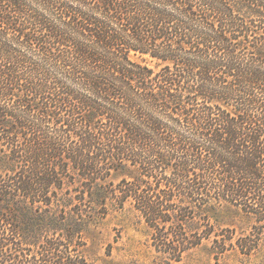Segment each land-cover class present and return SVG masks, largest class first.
I'll list each match as a JSON object with an SVG mask.
<instances>
[{"label":"trees","instance_id":"trees-1","mask_svg":"<svg viewBox=\"0 0 264 264\" xmlns=\"http://www.w3.org/2000/svg\"><path fill=\"white\" fill-rule=\"evenodd\" d=\"M127 205L174 261L264 228V0H0V264Z\"/></svg>","mask_w":264,"mask_h":264},{"label":"rangeland","instance_id":"rangeland-1","mask_svg":"<svg viewBox=\"0 0 264 264\" xmlns=\"http://www.w3.org/2000/svg\"><path fill=\"white\" fill-rule=\"evenodd\" d=\"M114 180L118 182L120 178L114 176ZM69 215L59 213L61 218H68ZM222 217L219 225L211 222L208 226V229L222 234L219 243L205 240L200 247L187 252L180 261L171 260L168 255L157 251L152 245L151 230L129 205L127 210L113 211L103 223L83 230L72 242L58 233H50L47 240L55 245L53 251L67 255L68 258L63 261L69 264H264V228H253V222L242 212L225 209ZM230 223H234V226ZM205 225L202 229H205ZM172 231L169 229L170 233ZM230 237L235 242L240 239L243 243H252V254H242L237 245L232 246ZM41 241L34 244L25 243L22 238L13 240L8 250L15 253L19 261L11 264H55L57 259L45 256L49 246L46 240ZM221 248L227 251L222 255L214 254ZM21 250L24 253H20Z\"/></svg>","mask_w":264,"mask_h":264}]
</instances>
